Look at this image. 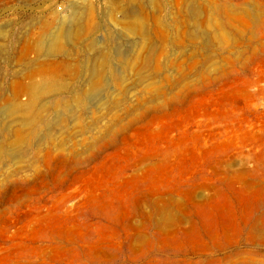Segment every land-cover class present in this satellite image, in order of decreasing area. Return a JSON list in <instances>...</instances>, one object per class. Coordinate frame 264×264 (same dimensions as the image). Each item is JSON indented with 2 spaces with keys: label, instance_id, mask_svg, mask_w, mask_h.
I'll use <instances>...</instances> for the list:
<instances>
[{
  "label": "rangeland",
  "instance_id": "obj_1",
  "mask_svg": "<svg viewBox=\"0 0 264 264\" xmlns=\"http://www.w3.org/2000/svg\"><path fill=\"white\" fill-rule=\"evenodd\" d=\"M0 264H264V0H0Z\"/></svg>",
  "mask_w": 264,
  "mask_h": 264
},
{
  "label": "bare ground",
  "instance_id": "obj_2",
  "mask_svg": "<svg viewBox=\"0 0 264 264\" xmlns=\"http://www.w3.org/2000/svg\"><path fill=\"white\" fill-rule=\"evenodd\" d=\"M55 37H56V36H55ZM52 42H53V41L50 40L48 46L52 45V44H51ZM92 89H94V88H92Z\"/></svg>",
  "mask_w": 264,
  "mask_h": 264
}]
</instances>
